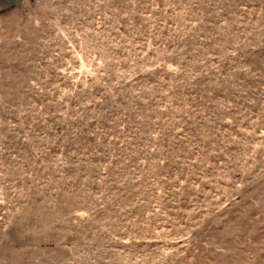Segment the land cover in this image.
I'll list each match as a JSON object with an SVG mask.
<instances>
[{"label":"rangeland","instance_id":"rangeland-1","mask_svg":"<svg viewBox=\"0 0 264 264\" xmlns=\"http://www.w3.org/2000/svg\"><path fill=\"white\" fill-rule=\"evenodd\" d=\"M0 264H264V0H0Z\"/></svg>","mask_w":264,"mask_h":264}]
</instances>
